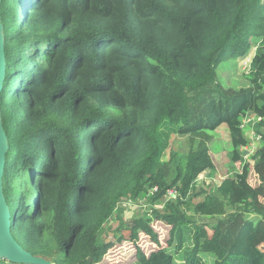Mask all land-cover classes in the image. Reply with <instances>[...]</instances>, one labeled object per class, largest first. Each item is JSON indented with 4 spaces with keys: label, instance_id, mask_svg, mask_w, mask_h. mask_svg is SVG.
I'll return each instance as SVG.
<instances>
[{
    "label": "trees",
    "instance_id": "16d2710c",
    "mask_svg": "<svg viewBox=\"0 0 264 264\" xmlns=\"http://www.w3.org/2000/svg\"><path fill=\"white\" fill-rule=\"evenodd\" d=\"M0 17L2 187L25 251L98 264L113 245L105 224L145 198L149 211L118 224L117 239L125 228L158 245L151 223L170 229L165 247L136 249L137 264H264V0H1ZM252 45L248 85L221 87L218 64ZM251 114L260 120L244 123ZM221 124L231 175L198 187ZM250 130L261 147L247 154ZM177 134L188 150L163 159Z\"/></svg>",
    "mask_w": 264,
    "mask_h": 264
},
{
    "label": "rangeland",
    "instance_id": "374dc122",
    "mask_svg": "<svg viewBox=\"0 0 264 264\" xmlns=\"http://www.w3.org/2000/svg\"><path fill=\"white\" fill-rule=\"evenodd\" d=\"M22 22V17H19L18 23ZM254 50L255 46L252 45L245 56L237 58L226 57L218 64L216 67L217 81L221 87L227 89H236L248 85L249 81L246 73L248 72V67L254 54ZM250 120L252 124H254L256 121H259L255 115L251 114L248 115V118L244 120V123H247ZM245 125L247 126V124ZM248 137L250 139L253 138V141L250 140V143L247 145V147H245V150L244 148L242 149L243 153L247 151V154H249V152H255L258 147H261V140H258L253 135V130L248 131ZM208 147L214 166L213 173L210 172L209 169H206L201 172L196 179V185L202 188L205 187V189H209L210 187L212 188L213 186L218 185L222 179L231 175V161L229 156L231 144L229 141V133L226 124H221L216 130L212 132V138L208 143ZM171 150L179 155H181V153H185L188 150L187 137L180 136L178 134L172 136L170 150L165 151L163 159H168L169 151ZM243 161L251 166L254 164L253 157L243 156ZM235 168L238 170L241 168L239 163L235 164ZM249 179L251 185L258 184V178H255L251 173H249ZM169 193L174 195L179 194V192L175 189ZM202 199L203 196L199 195L197 197H193L192 202L196 203ZM148 204L149 203H147L146 199L143 198L140 199L138 204L127 203L125 206L120 207V212H118L119 210L115 212L116 214L119 213L118 217L115 218L116 216H114V218L107 222L102 233L103 239L106 241H111L113 245L106 251L98 264H137L135 259V252L137 248H140V250L144 253H148L152 250L158 249L159 246L165 247L167 245L166 240L168 238L170 226L161 220H156L151 223L154 229L153 231L157 233L159 239L158 245L141 231L139 232L138 238L136 240L128 235L129 231L125 228H122L119 231V234H122L123 236L122 240L117 239L118 233H116V236L114 234V230L119 227L118 224H121L122 222H125L126 224L130 223L133 217L140 216L146 211H149L150 206ZM232 210L233 207H229L227 209V211ZM194 216L198 221H212V219L203 218L198 214H195ZM208 231L209 234H211L210 230ZM178 263L180 264L181 262Z\"/></svg>",
    "mask_w": 264,
    "mask_h": 264
},
{
    "label": "water",
    "instance_id": "95a60500",
    "mask_svg": "<svg viewBox=\"0 0 264 264\" xmlns=\"http://www.w3.org/2000/svg\"><path fill=\"white\" fill-rule=\"evenodd\" d=\"M5 64L4 30L0 17V92L5 77ZM7 150L8 140L2 125L0 113V258L16 263L54 264L43 257L34 256L25 251L12 235L10 211L2 187L5 154Z\"/></svg>",
    "mask_w": 264,
    "mask_h": 264
},
{
    "label": "built area",
    "instance_id": "2783aa9c",
    "mask_svg": "<svg viewBox=\"0 0 264 264\" xmlns=\"http://www.w3.org/2000/svg\"><path fill=\"white\" fill-rule=\"evenodd\" d=\"M246 118H248V116H246ZM246 118H245V119H246ZM256 118H257L258 120H260V117H256ZM249 122H251V120L248 121L247 123H249ZM253 135L259 140V137H258V136H256L254 133H253ZM251 141H253V138L251 139ZM248 152H249V151H248ZM251 153H253V152H249V154H251ZM155 190H156V187H154V189L152 190V192L155 191ZM173 190H174V189H168V190H167L168 193L166 192V193H167L166 195H167L168 198H175V197L177 196V195H174V194H172V193H169V192H171V191H173Z\"/></svg>",
    "mask_w": 264,
    "mask_h": 264
}]
</instances>
